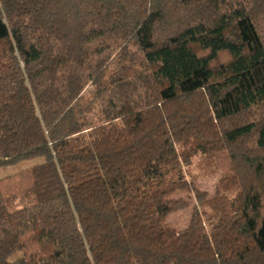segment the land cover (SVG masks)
Instances as JSON below:
<instances>
[{"label":"trees","instance_id":"1","mask_svg":"<svg viewBox=\"0 0 264 264\" xmlns=\"http://www.w3.org/2000/svg\"><path fill=\"white\" fill-rule=\"evenodd\" d=\"M199 153L236 192L211 231ZM36 159L0 264H264V0H0V167Z\"/></svg>","mask_w":264,"mask_h":264},{"label":"rangeland","instance_id":"2","mask_svg":"<svg viewBox=\"0 0 264 264\" xmlns=\"http://www.w3.org/2000/svg\"><path fill=\"white\" fill-rule=\"evenodd\" d=\"M92 89L88 88L85 93L88 94ZM40 163V159L31 160V161H22L12 165H6L0 167V179H4L16 174H19L25 170H28L33 165ZM185 175L189 182H191L200 192L206 194V198L209 200L217 198V205L206 204L205 206L200 207L201 212L204 213V223L205 228L208 231H211L213 225L217 222L219 217L218 207L220 208L221 204H226L231 202L236 192H230L225 190L222 181L225 177L224 172H222L219 164L213 161L211 156H206L201 153L197 154L193 159L191 165L186 167ZM219 192V193H218ZM177 198H185L189 201L190 207L184 211H180L171 215L167 221L166 225L168 228L173 229L177 232H182L187 229L193 207L196 206L197 201L195 197L189 196L186 193H181L176 196ZM20 256L17 255L11 260H16Z\"/></svg>","mask_w":264,"mask_h":264}]
</instances>
